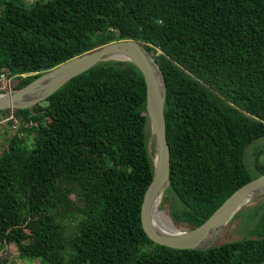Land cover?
<instances>
[{
  "label": "trees",
  "instance_id": "16d2710c",
  "mask_svg": "<svg viewBox=\"0 0 264 264\" xmlns=\"http://www.w3.org/2000/svg\"><path fill=\"white\" fill-rule=\"evenodd\" d=\"M0 9V77L14 78V91L110 43L146 45L167 84L175 221L200 227L264 175L257 157L256 173L245 165L264 139V0H4ZM146 102L140 71L108 62L16 111L35 127L1 145L3 252L15 245L40 264H264V208L249 237L206 251L148 238Z\"/></svg>",
  "mask_w": 264,
  "mask_h": 264
},
{
  "label": "water",
  "instance_id": "95a60500",
  "mask_svg": "<svg viewBox=\"0 0 264 264\" xmlns=\"http://www.w3.org/2000/svg\"><path fill=\"white\" fill-rule=\"evenodd\" d=\"M29 1L38 3L48 0ZM108 62L132 64L140 71L146 84L147 131H151L155 148L153 179L141 209V222L146 235L155 244L174 250L206 251L214 247L235 217L247 205L264 196V175L236 191L196 229L180 231L175 228L168 231L157 226L155 205L170 189L171 182V150L165 117L167 84L161 66L145 44L136 41L114 42L67 61L43 73L25 88L1 94L0 112L32 110L48 101L72 80Z\"/></svg>",
  "mask_w": 264,
  "mask_h": 264
},
{
  "label": "rangeland",
  "instance_id": "374dc122",
  "mask_svg": "<svg viewBox=\"0 0 264 264\" xmlns=\"http://www.w3.org/2000/svg\"><path fill=\"white\" fill-rule=\"evenodd\" d=\"M2 1L4 0H0V4ZM31 3L32 2H30L29 0H22V4L26 6H31ZM11 91H14L12 89V86L7 89H3V87L0 86V95ZM28 145L30 148H33L34 145L33 139L28 140ZM147 146L149 150V155L151 157V160L153 161L155 156V148H154V141L150 129H148L147 131ZM2 151L3 149L0 146V152ZM255 158L258 159V161L261 164H264V139L254 142L251 146H249L245 154V165L253 174L256 173ZM263 208H264V196L258 198L257 200L247 205L237 215L238 217L239 216L240 217L237 218L236 220H233L232 223L225 229L224 233L221 235L216 245L233 242L245 237H249L255 225L257 224V221L259 219V214L261 213ZM161 211L165 212V214L174 223V226L180 231H187L191 229L183 221L174 220V216L176 215V213L180 211V207L176 198L170 191V189L163 196ZM2 252L3 251L0 248V260H2L4 264H40V261L38 260L21 258L15 245H10L9 249H6V251H4L3 253Z\"/></svg>",
  "mask_w": 264,
  "mask_h": 264
},
{
  "label": "built area",
  "instance_id": "2783aa9c",
  "mask_svg": "<svg viewBox=\"0 0 264 264\" xmlns=\"http://www.w3.org/2000/svg\"><path fill=\"white\" fill-rule=\"evenodd\" d=\"M26 78L27 76H22ZM14 78H10L3 74L0 77V86L3 89H7L12 86ZM35 127V123L32 120H24L17 116L15 110L0 112V146L4 144L6 140L16 138L18 140L25 139L29 132Z\"/></svg>",
  "mask_w": 264,
  "mask_h": 264
},
{
  "label": "bare ground",
  "instance_id": "6f19581e",
  "mask_svg": "<svg viewBox=\"0 0 264 264\" xmlns=\"http://www.w3.org/2000/svg\"><path fill=\"white\" fill-rule=\"evenodd\" d=\"M162 202L163 197L155 205V222L157 226L161 227L164 230H174L176 227L174 226L172 220L165 214V212L161 211Z\"/></svg>",
  "mask_w": 264,
  "mask_h": 264
},
{
  "label": "crops",
  "instance_id": "0c3cea01",
  "mask_svg": "<svg viewBox=\"0 0 264 264\" xmlns=\"http://www.w3.org/2000/svg\"><path fill=\"white\" fill-rule=\"evenodd\" d=\"M10 247H8V249H9ZM3 253V252H2Z\"/></svg>",
  "mask_w": 264,
  "mask_h": 264
}]
</instances>
